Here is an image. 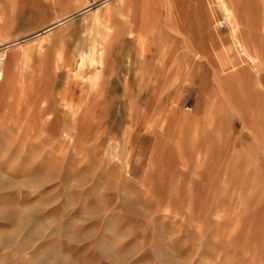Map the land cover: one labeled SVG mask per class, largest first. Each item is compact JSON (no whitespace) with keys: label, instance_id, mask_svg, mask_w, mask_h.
<instances>
[{"label":"rangeland","instance_id":"1","mask_svg":"<svg viewBox=\"0 0 264 264\" xmlns=\"http://www.w3.org/2000/svg\"><path fill=\"white\" fill-rule=\"evenodd\" d=\"M236 4L248 18L261 6ZM16 8L26 25V5ZM60 8L52 23L71 7ZM108 9L76 17L78 53L68 50L67 31L51 54L38 39L12 51L27 49L0 83V264H264L261 89L249 102L252 126L233 116L192 121L198 82L216 83L211 39H194L198 53L208 46L200 59L182 53L192 38H174L173 54L161 41L151 85L140 88L134 57L142 39L129 41L124 18ZM219 18L212 29L223 34ZM240 22L243 34H261L258 21ZM110 27L117 32L103 40ZM121 46L123 62L125 53L132 58L128 72L112 55ZM223 52L234 69L239 55L231 45ZM189 70L199 77H185ZM246 78L264 84V70L247 68Z\"/></svg>","mask_w":264,"mask_h":264},{"label":"crops","instance_id":"2","mask_svg":"<svg viewBox=\"0 0 264 264\" xmlns=\"http://www.w3.org/2000/svg\"><path fill=\"white\" fill-rule=\"evenodd\" d=\"M194 1L196 3H194ZM258 1H260V9H257V14H255L253 11L251 13V18L247 17L245 11L238 9V4H236L237 0H228L226 2V4H228L226 7L232 11L233 17L238 23V42L241 44L244 51L252 58V64L239 55V50L235 44V38L230 29L232 23L231 21L228 22L229 20L226 18L227 15L223 14L226 23V29L224 30L223 34H220L219 32L212 29L211 23L214 18L220 17L223 19L222 13H224L222 5L217 8L218 5L213 2V0H14L9 4L7 3L5 6L0 4V26L3 23L8 24L7 28L0 30V43H3L8 37L12 41L19 40L18 45L6 52V55L10 61L12 59V55H19V59L16 64L14 63L13 65V62L8 63L6 74H8L10 71L14 72V70L20 65V62L23 60V58H20V55L27 49L23 50L22 52L12 51L37 39L41 43V47L44 50L43 52L51 54L55 49L62 47V36L64 32L67 31L69 33L68 37L71 38V43H73V45L71 44L68 50H71L73 53H78V51L83 48V46L78 45V39L83 38V36L81 33L82 30L80 31L77 29L82 19H79L78 21L76 17L80 16L82 18L85 16L87 18L95 13L103 17L106 14V7H108L109 9L107 12H113L119 17L124 18L128 29L129 41H132L133 34L134 42L137 40L140 41V39H142L140 45L141 55L134 57V70L139 71V75L136 76L134 84L140 88L144 87L145 85H151L150 80L154 78V73H149V71L157 69L156 61L159 54V46L161 41L163 42L164 40L166 43H171L170 45L166 46L165 53L173 54L174 49L172 40L174 38L182 39V43L185 44L187 39L192 38L193 41L189 40V45L186 46L188 50L185 51L183 49L185 52L182 53L185 54L188 52L191 53L192 59H196L194 56H197V59H200V52H206V50H208V46H205L204 49L200 50L198 53L197 50L199 49V45L194 39H211L215 45V49H217L213 53L217 66L219 67L218 70H214L213 72V77L216 83H204L203 88L201 86V82H198L200 88L197 89V95L192 101V106L195 107L196 105L198 112L189 114L188 117L194 121L196 118L200 117H206V120H212L211 117L233 116L237 117L240 123L243 125L244 123L242 122V118L248 120L257 117L256 114L250 112L249 106L251 104L249 102L252 95L256 92H259L260 89L261 94L258 98V103L260 106H262V109H264L263 82L252 79L253 84H250L247 82L246 78L247 68L254 70L256 74L262 69L264 70V0ZM19 3L21 5H26V8H24L22 12L24 13V18H27L28 20V23L24 25L26 19H22V23L20 24L21 27L17 23V17H15L19 16V12L16 8V5ZM102 3L106 4L104 5ZM62 5L71 8L64 11L61 17L54 19V22L52 23L53 16L59 14L62 11L60 8ZM125 5H128L127 8H125ZM213 6H216L217 10L219 9L221 16L218 15L219 13ZM243 12L246 15L245 18L236 17L235 13L237 14ZM254 15L257 17H254ZM240 20L252 21V26H254V28L257 27L258 21L261 25V34H243V30L240 29ZM64 23L67 24V27L61 33L59 26ZM214 26L216 28V23ZM35 31L37 32L34 33ZM175 31L177 33H174ZM108 32L109 34L107 36L105 35L103 40L108 41L111 39V37L113 38L114 36H111V33L115 34L117 30L115 27H110L108 28ZM10 34H19L20 36L16 35L11 37ZM225 40H229L230 42L227 44L225 43ZM225 45H231V47L234 49V52L239 55L240 59L238 63H236V67H234V69V62L232 61V63L230 62L229 64L230 60L224 55L223 48H227ZM100 46H102V43ZM125 46L127 47V43H124V47ZM129 47H131V43H129ZM122 49L123 47L121 46L119 50L120 53H116L115 50L112 51V55L120 59L121 63L123 62L121 52H124V49ZM131 49L132 50L129 52V54L135 56L137 54L136 48L131 47ZM129 54L125 53V59L123 62L122 70L126 69V72L131 69L132 58L129 56ZM96 55V63L102 66L105 53H97ZM84 56L86 60H91L89 51H87ZM88 61H86V64ZM75 64L76 61L74 62V65ZM241 70L246 71V73L242 74ZM163 71L164 74L167 72L164 67ZM126 72L122 73V71H119L118 75L121 76L122 74V77L124 76L123 78H126V75H128ZM101 73V79L99 81L100 84L104 82V75L106 71L102 69ZM243 75H245V78ZM185 77L188 79H193L194 77H199V75L194 73V71L189 70ZM238 77L240 78L239 80ZM232 111L234 114L231 113ZM226 112L230 113L226 115ZM245 124L251 125L253 123L245 122Z\"/></svg>","mask_w":264,"mask_h":264},{"label":"bare ground","instance_id":"3","mask_svg":"<svg viewBox=\"0 0 264 264\" xmlns=\"http://www.w3.org/2000/svg\"><path fill=\"white\" fill-rule=\"evenodd\" d=\"M228 0H213V2H215L218 6H217V8L219 7V6H221L222 5V7H223V12L224 13H222V16H223V14H225V15H227V17L226 18H228V22H230L231 21V23H232V25H231V27H230V29H231V31H232V34H233V36H234V38H235V44H236V47L238 48V50H239V55L240 56H242L244 59H246V60H248L251 64L253 63V60H252V58L244 51V49L242 48V46H241V44L238 42L239 40H238V35H237V31H238V23L236 22V20L234 19V17H233V13H232V11L230 10V9H228L227 7H226V5L228 6V4H226V2H227ZM206 2V1H205ZM208 3V2H207ZM102 4H106V3H102ZM221 7V8H222ZM219 10V9H218ZM16 14V13H15ZM68 16V15H67ZM72 16V15H71ZM16 17V16H15ZM1 19V18H0ZM60 20V19H59ZM6 21H7V19H6ZM222 22H224V24H226L225 23V20L224 19H222L221 20ZM56 23H58V22H56ZM58 24H60V23H58ZM218 24H219V22H218ZM217 24V25H218ZM223 24V25H224ZM7 26H8V24L7 23H3L1 26H0V30H3V29H5V28H7ZM27 37V36H26ZM25 37V38H26ZM237 37V38H236ZM24 38V39H25ZM21 40V39H20ZM28 41V40H27ZM241 41V40H240ZM18 43H19V40H14V41H12V40H6V41H4L3 43H0V59H1V61H0V83H2L4 80V76H5V74H6V71H7V68H8V63L10 62H13V65H14V63L16 64V62L18 61V59H19V55H17V54H15V55H12V59H11V61L9 60V61H7V59H6V52L8 51V50H10V49H12V48H14V46H16V45H18ZM20 58H21V56H20ZM257 61V60H256ZM239 75V74H238ZM240 78L238 77V80H239ZM239 83H240V81H239ZM231 89V88H230ZM241 89V88H240ZM230 98V97H229ZM232 104V103H231ZM227 105V104H226ZM233 105V104H232ZM240 107H241V105H240ZM239 109V108H238ZM243 109V108H242ZM244 110V109H243ZM248 111V110H247ZM238 112V111H237ZM236 113V112H235ZM238 114V113H237ZM245 116V115H244ZM245 117H247V116H245ZM248 118V117H247ZM244 119V118H243ZM246 120V119H245ZM248 121V120H247ZM249 122V121H248ZM245 123V122H244Z\"/></svg>","mask_w":264,"mask_h":264},{"label":"built area","instance_id":"4","mask_svg":"<svg viewBox=\"0 0 264 264\" xmlns=\"http://www.w3.org/2000/svg\"><path fill=\"white\" fill-rule=\"evenodd\" d=\"M221 20H222V18L218 19L217 22H219V24L216 25V28H221L223 26L224 22H222ZM0 61H1V59H0Z\"/></svg>","mask_w":264,"mask_h":264}]
</instances>
